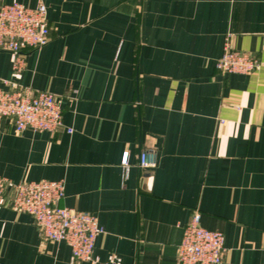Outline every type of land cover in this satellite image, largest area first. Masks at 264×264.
<instances>
[{
    "label": "crops",
    "instance_id": "0c3cea01",
    "mask_svg": "<svg viewBox=\"0 0 264 264\" xmlns=\"http://www.w3.org/2000/svg\"><path fill=\"white\" fill-rule=\"evenodd\" d=\"M13 1L45 4L49 40L24 50L19 73L0 49V78L56 95L62 125L17 133L3 118L0 175L64 180L59 204L94 213L103 232L98 261H79L5 204L0 264H177L194 212L223 233L220 264H264V0L0 5ZM228 33L261 61L258 71L216 69ZM143 149L157 151L153 169L138 166Z\"/></svg>",
    "mask_w": 264,
    "mask_h": 264
},
{
    "label": "built area",
    "instance_id": "2783aa9c",
    "mask_svg": "<svg viewBox=\"0 0 264 264\" xmlns=\"http://www.w3.org/2000/svg\"><path fill=\"white\" fill-rule=\"evenodd\" d=\"M49 40L47 9L39 2L34 7L19 2L0 5V49L13 54L12 69L19 73L25 66V49L37 50ZM216 69L222 74H250L261 67V61L249 52L235 49L231 34L224 38L223 51L216 59ZM0 121L12 119L19 133L27 128L35 131H53L62 125L61 100L46 90H33L14 80L0 78ZM67 128V132H71ZM128 153L121 164L128 169ZM157 164V151L143 149L138 155L141 169H153ZM126 173V172H125ZM65 192L64 180H20L13 182L0 175V206L9 205L18 212L30 214L41 238L64 241L72 256L79 261H98L94 256L97 236L103 232L97 216L89 211L61 206ZM200 214L194 212L182 229L177 247V264H220L226 251L224 235L219 230L203 227Z\"/></svg>",
    "mask_w": 264,
    "mask_h": 264
}]
</instances>
